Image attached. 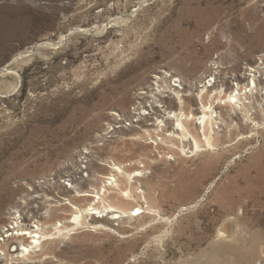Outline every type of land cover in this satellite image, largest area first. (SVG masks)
Listing matches in <instances>:
<instances>
[{"label":"rangeland","instance_id":"rangeland-1","mask_svg":"<svg viewBox=\"0 0 264 264\" xmlns=\"http://www.w3.org/2000/svg\"><path fill=\"white\" fill-rule=\"evenodd\" d=\"M41 42L47 44L32 50ZM214 61L229 86L232 71L246 85L251 66L264 82V0H0V233L30 196L43 211L48 197L53 205L68 198L84 208L92 197L75 196L64 184L74 178L83 190L100 188L110 171L100 163L113 161L127 171L143 170L139 191L131 183V195H123L126 205L149 204L168 218L143 213L110 220L105 228L81 226L44 246L36 258L52 252L48 260L17 264L259 261L264 128L250 144L195 157L147 135L130 138L140 133L136 122L130 124L139 92L149 91L157 76L167 75L169 83L177 75L196 93L190 82L211 73ZM259 89L264 92V83ZM197 107L191 97L184 111ZM113 125L119 131L106 133ZM143 127L156 135L153 126ZM83 161L84 178L78 174ZM208 162L211 170L203 166ZM117 180L121 189L129 185L123 176ZM111 192L109 199L120 200L118 190ZM49 211L39 219H69L72 207ZM219 225H225L226 240L217 236ZM1 235L10 257L15 241Z\"/></svg>","mask_w":264,"mask_h":264},{"label":"bare ground","instance_id":"bare-ground-1","mask_svg":"<svg viewBox=\"0 0 264 264\" xmlns=\"http://www.w3.org/2000/svg\"><path fill=\"white\" fill-rule=\"evenodd\" d=\"M44 44L47 43H37L32 47V50H37ZM216 64L214 61V65H209L208 71L211 73L206 75L207 71L203 72L199 79L190 82V85L197 90L196 93H193L191 89H187L189 87L188 83L177 75H173L176 76L174 83L171 82L172 78L169 79V83L167 82L165 79L167 75L157 76V81H155V84L150 85L149 91L138 93L139 97L134 103L132 110V117H136V119H132L130 124L136 122L135 125L139 127L140 133L136 132L130 138L141 139L144 135H147L154 142L159 140L161 144L167 147L174 146L182 154L188 155L187 157L219 153L226 150L227 146L236 149L244 142L250 144L255 141L260 136V130L264 128V122L259 121L261 115L264 114V92L259 89V84L264 82L263 78H259L258 75L261 71H256V67L251 66L246 85L242 83L243 77L236 71H232L233 73L230 72L231 76L229 78L233 79V83L229 86L227 75L223 77L218 75L220 67H215ZM161 81L163 84H161ZM167 92L168 94H165ZM191 97L198 104V107L188 113L184 111V106ZM259 100L260 103H258ZM171 102L174 104V110L170 107ZM255 102L260 107V113L256 111L257 109L255 110L257 108L254 105ZM149 118L152 122L145 125L154 127L152 129L157 132L155 136L150 133L149 128L143 127L145 126L142 124L143 121ZM118 127L113 125L110 129L109 126L107 128L109 131L106 133L117 132L119 131L117 130L119 129ZM158 133L163 134L159 139ZM100 164L110 168L108 175L102 180L103 184L100 188L92 187L91 190H83L79 186L77 187V184H74L75 179L72 177L71 180L69 179L68 184H64L66 188H73L75 196L92 197L84 208L71 203L68 198H64L68 202L53 205L48 197L47 205L43 211L40 209L39 202H34L35 204L31 205L32 203L28 201L36 196L24 199L25 205L21 208L15 207L10 216V223L3 226L6 229L3 228L4 232L0 233V235L3 234L1 235L3 236V241H5V238L6 241L9 239L15 241V246L8 248L9 252H14L15 254H10V257H7L4 249L1 248L2 243H0V262L4 261L3 264H17L20 259L23 260L20 263H35L43 259L48 260V258H51L52 252H47V254H42L43 257L36 258L43 252L44 246L48 242L63 241L81 226L91 227L92 230L99 227L105 228L110 220L124 222L139 215L142 217L144 214L158 216L159 219H168L158 209L149 204L145 207L138 204L130 208L126 205L127 201H124V196L131 195V183H135L134 189L139 191V181L143 176V170L127 171L114 161ZM203 166L206 170L212 169L210 162L205 163ZM83 167L85 169L82 172L87 173L88 177L86 162L79 170ZM120 176L125 177L129 184L124 189L120 188L121 183L117 180ZM82 177L84 178V175ZM117 190L118 195H121L120 200L112 201L107 195L113 193L111 191ZM144 200L147 203L145 197ZM65 204H69L72 207L69 219L46 223L39 219L41 217L48 218L49 210L52 206L60 208L61 205ZM25 212L30 215L27 216ZM137 213L140 214L136 215ZM25 220L29 222H24ZM66 223L70 225H66ZM233 225L237 228L236 224ZM217 231L219 238L223 240L228 238L229 235L226 233L225 225L218 227ZM259 257V261L264 258L263 244L259 248ZM13 258L17 260L13 262ZM259 261H256V264H260Z\"/></svg>","mask_w":264,"mask_h":264},{"label":"built area","instance_id":"built-area-1","mask_svg":"<svg viewBox=\"0 0 264 264\" xmlns=\"http://www.w3.org/2000/svg\"><path fill=\"white\" fill-rule=\"evenodd\" d=\"M169 77H170V76H169ZM171 80L173 81L172 83H174V80H173V79H171ZM85 162H86V161H85ZM82 166H83V165H82ZM84 169H85V168L83 167L81 170L78 171V174H80L81 177H82V175H84V177H87V173L84 174V173L82 172V170H84ZM70 180H71V179H70Z\"/></svg>","mask_w":264,"mask_h":264}]
</instances>
